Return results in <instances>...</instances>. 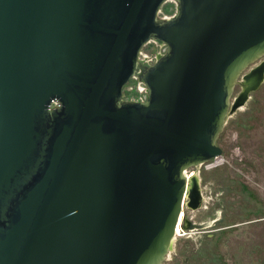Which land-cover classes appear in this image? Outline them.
<instances>
[{"label": "water", "instance_id": "obj_1", "mask_svg": "<svg viewBox=\"0 0 264 264\" xmlns=\"http://www.w3.org/2000/svg\"><path fill=\"white\" fill-rule=\"evenodd\" d=\"M168 1L0 0V264L165 262L185 170L222 157L264 56V0ZM152 40L148 99L123 101Z\"/></svg>", "mask_w": 264, "mask_h": 264}, {"label": "rangeland", "instance_id": "obj_2", "mask_svg": "<svg viewBox=\"0 0 264 264\" xmlns=\"http://www.w3.org/2000/svg\"><path fill=\"white\" fill-rule=\"evenodd\" d=\"M176 13V2L168 1L159 16L170 19ZM165 52L152 41L142 58L154 64ZM141 87L131 80L124 100L144 97ZM231 97V114L218 140L222 162L187 170L193 191L181 233L163 264H264V56L243 73Z\"/></svg>", "mask_w": 264, "mask_h": 264}, {"label": "bare ground", "instance_id": "obj_3", "mask_svg": "<svg viewBox=\"0 0 264 264\" xmlns=\"http://www.w3.org/2000/svg\"><path fill=\"white\" fill-rule=\"evenodd\" d=\"M169 1H174V2H176V4L178 3V1H176V0H169ZM159 18H161L160 16H159ZM161 19H163V18H161ZM171 19V18H170ZM163 20H168V19H163ZM152 41H154V42H157V43H159V44H161V45H163V43L162 42H159V41H156V40H152ZM151 41V42H152ZM140 65H141V71H142V73L145 71V69H146V67L148 66V64H143L142 63V61L140 62ZM251 67V66H250ZM247 69H249V68H247ZM246 69V70H247ZM245 70V71H246ZM244 71V72H245ZM243 72V73H244ZM243 73L241 74V76L243 75ZM241 76L238 78V82H237V84L239 83V80H240V78H241ZM248 79V78H247ZM236 84V85H237ZM247 84V83H246ZM247 88H248V85H247ZM232 98V97H231ZM231 98H230V106H229V111H231ZM230 114H231V112H230ZM230 114L228 115V118L230 117ZM221 157H219L218 159L216 158V161H217V163L219 164V163H221L222 161H221ZM200 165H202V164H198V165H196V166H194V167H198V166H200ZM188 170V169H187ZM187 170H185V178H186V180H187V187H188V190H187V193H186V197H185V202H184V207H183V209L185 208V205H186V200H187V198H188V195H189V192L192 190L193 191V188H191L190 187V182H191V176H189L188 174H187ZM194 181V180H193ZM192 181V182H193ZM183 216H184V212L182 211L181 212V214H180V218H179V222H178V225H177V228H176V237H175V239H174V243H175V240H176V238H177V236L181 233V224H182V222H183ZM174 243H173V245H174ZM173 245H172V247H171V250H170V252H169V254L171 253V251H172V249H173ZM169 254H168V256H169ZM168 256H167V258H168ZM167 258H166V260H167ZM165 260V261H166Z\"/></svg>", "mask_w": 264, "mask_h": 264}, {"label": "built area", "instance_id": "obj_4", "mask_svg": "<svg viewBox=\"0 0 264 264\" xmlns=\"http://www.w3.org/2000/svg\"><path fill=\"white\" fill-rule=\"evenodd\" d=\"M150 43V42H149ZM148 43V44H149ZM163 47H165L166 48V52H167V46L166 45H162ZM166 52L165 53H163V54H159V55H157V57H156V62L154 63V64H150V60L148 59V57H146L145 56V59H143L142 58V51H141V55H140V61H142V60H147V64H148V66L149 67H152V66H154L157 62H158V60H159V57L160 56H164L165 54H166ZM143 73H142V71H141V69L137 72V75H135L134 76V78L133 79H135V80H138V82L140 83V85L142 86L141 87V92H143L144 94H145V96L144 97H139L137 100H131V101H126V102H138V103H143V102H146L147 101V99H148V88H147V86H146V84H145V82L142 80V78H141V75H142ZM132 79V80H133ZM125 91V90H124ZM123 101H125L124 100V97H123ZM61 107V104L57 101V100H54L53 102H52V105L50 106V108H51V110H57V109H59Z\"/></svg>", "mask_w": 264, "mask_h": 264}]
</instances>
